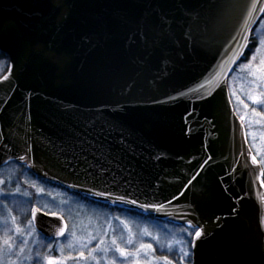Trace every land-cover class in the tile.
Masks as SVG:
<instances>
[{"label":"water","instance_id":"95a60500","mask_svg":"<svg viewBox=\"0 0 264 264\" xmlns=\"http://www.w3.org/2000/svg\"><path fill=\"white\" fill-rule=\"evenodd\" d=\"M262 7L0 0V167L201 231L191 264H264L263 170L227 85ZM56 214L37 212L43 238H63Z\"/></svg>","mask_w":264,"mask_h":264},{"label":"rangeland","instance_id":"374dc122","mask_svg":"<svg viewBox=\"0 0 264 264\" xmlns=\"http://www.w3.org/2000/svg\"><path fill=\"white\" fill-rule=\"evenodd\" d=\"M261 36H264V14L252 30L251 49L249 50L247 47L244 56L227 81L236 113L240 119L241 116L245 117L242 122L246 128L247 141L258 162L264 161V104H253L249 95L264 93V83L253 84V78L249 75L248 70H242L240 66L247 64L248 60L252 58L253 53L256 52L257 38ZM247 51L248 54L245 56ZM259 60L260 54H257L255 64H259ZM2 63L0 73L5 62ZM245 104L248 106L247 108L244 107ZM253 108L262 115H255L252 112ZM259 164L263 168L262 182L264 184V163ZM27 171L28 169L24 165L15 163H9L0 168V181H4L0 183V264H8L9 260L15 261L16 264H37L38 253L58 259L61 264H96V261L92 260L88 253L91 248L96 247L100 239L105 241L104 247L110 250L106 259L103 252L96 254L100 264H113V262L114 264H166L165 257L173 261V264H180V248L188 249L191 253L189 242L193 240L197 230L166 224L131 211L90 203L42 181ZM17 187L20 192H16ZM38 188L43 189L39 195H37ZM25 192L29 195L24 196ZM4 205H7V208ZM32 206L38 207L45 213L55 212L63 216L69 234L75 231L77 237L87 239L88 234L92 233L96 239L92 241L89 249H81L78 240L74 242V248L69 249L67 247L68 240L64 238L52 241L44 239L40 234H30L31 229L28 227V222L31 220L29 212ZM9 213L17 217L18 224L24 229L21 234L16 233L10 218L9 223L6 226L3 225L2 220L9 216ZM129 229L133 236L131 245L127 244ZM5 233L11 237L10 256L3 255L8 251L4 244ZM113 237L129 255L121 256L119 252L115 251L111 244ZM69 239H71L70 235ZM62 241L64 251L61 254L59 246ZM179 241H183V243H179ZM169 243L174 245L173 250H169ZM49 245H53L51 251H49ZM141 245H145V247L141 248ZM147 245L152 247L148 248ZM82 251L84 252L83 257L80 255ZM184 264H191V254L185 259Z\"/></svg>","mask_w":264,"mask_h":264},{"label":"snow or ice","instance_id":"6c2138e0","mask_svg":"<svg viewBox=\"0 0 264 264\" xmlns=\"http://www.w3.org/2000/svg\"><path fill=\"white\" fill-rule=\"evenodd\" d=\"M256 10V6L255 3H253L250 6V9L247 13L248 17L252 16V13ZM261 12H264V7L259 9ZM244 28H247V23H245ZM244 40L246 41L245 44H243L241 47L242 48H247L248 47V36H244L243 37ZM258 43L256 46V52L253 53L252 58L248 60L247 64H242L240 67L241 69H247L249 72V75L253 78L252 83L256 84V83H264V36H261L259 38H257ZM239 51V50H238ZM257 54H260V60H259V64H255V61L257 59ZM240 56H243V52L240 51L239 55H234L233 56V60L232 62H235V60L239 59ZM249 99L252 101L253 104H264V93H260L259 95H249ZM241 103H243V101H241ZM245 108H247L248 106L245 104L244 105ZM252 112L257 115L260 116L262 115L261 113L256 112V109L253 108ZM245 119V117L241 116V120L243 121ZM211 157H209L210 159ZM20 159H23V157H20ZM252 163L253 164H257L258 161L256 159V156H252ZM205 163H207V161H205ZM259 163H264V161H260ZM195 179V177L193 178ZM4 181H0V183H3ZM191 183V182H189ZM33 187H35V185H32ZM43 191V189H37V195H39L41 192ZM16 192H20L19 187H17ZM24 196H28L29 194L27 192L23 193ZM5 208H7V205H4ZM39 211L38 208H32V219L29 220L28 222V227L31 229V233L30 234H36L39 235L40 233L37 232L36 226H35V220H36V215L37 212ZM51 215L56 216L57 214L55 212H52ZM9 218L11 220V223L15 226V231L17 234H21L24 229L21 228V226L18 224L17 222V217L12 216L11 213H9V216L4 217L2 220L3 225H7L9 223ZM61 221H63V216H60ZM54 223V221H52ZM123 223V221H122ZM111 227V226H110ZM125 227H127L125 225ZM69 235L71 237V239H69ZM202 236L201 231L197 230L195 232V235L193 237V240L189 242L190 248L191 247H195V240L199 239ZM5 239H4V244L7 248V252H5L3 255L4 256H10L11 255V249H12V244L10 243L11 237H9L7 235V233H5ZM57 237H63L64 239L68 240L67 243V247L69 249L74 248L75 246V241H79V246L81 249H89V246L92 244V241L96 239V236L93 235L92 233L88 234L87 239H84L83 237H77V233L75 231H72L70 234L68 233V226L66 223H64V226L61 227L59 229V232L57 233ZM44 239H51L50 237H48L46 234L44 235ZM157 241L159 240V238H156ZM133 243V236L131 234V230L129 229V238L127 241L128 245H131ZM179 243H183V241H179ZM105 241L103 239H100L99 243L96 245V247L91 248L88 255L92 258V260L96 261V264H100V261L97 260L96 258V254L103 252L105 254V259L107 257V253L110 251L107 247H104ZM112 246L114 247L116 252H119L121 256H127L129 255V253H127L125 251L124 248H121L117 239L115 237H113L112 241H111ZM145 245H141V248H144ZM146 247L151 248V245H147ZM53 248V245H49V251H51ZM168 248L169 250H173L174 249V245L172 243L168 244ZM23 251V250H21ZM59 251L61 252V254L64 251V245H63V241L61 242V245L59 246ZM180 264H184V261L187 257L190 256V250L185 249L183 247L180 248ZM81 257L84 256V252L82 251L80 253ZM37 256L39 257L37 264H61V261L58 259H54L51 256L48 255H41V254H37ZM164 260L166 261V264H173V261L169 260L167 257L164 258ZM8 264H16L15 261L9 260ZM114 264V262H113Z\"/></svg>","mask_w":264,"mask_h":264},{"label":"trees","instance_id":"16d2710c","mask_svg":"<svg viewBox=\"0 0 264 264\" xmlns=\"http://www.w3.org/2000/svg\"><path fill=\"white\" fill-rule=\"evenodd\" d=\"M252 42L250 41V43H249V46H248V48H249V50L251 49V47H252ZM247 54H248V51L246 52V54H245V56H247ZM2 62H5V64H4V66H2V72L0 73V76L6 71V69H7V66H8V57H7V55L5 54V53H3V52H1L0 51V65H3V63ZM2 63V64H1ZM28 172V171H27ZM167 255V254H166ZM167 256H169V258H172L170 255H167Z\"/></svg>","mask_w":264,"mask_h":264}]
</instances>
